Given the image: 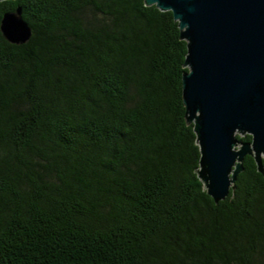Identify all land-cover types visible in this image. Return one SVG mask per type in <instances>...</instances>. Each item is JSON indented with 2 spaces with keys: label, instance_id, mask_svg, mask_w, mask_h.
I'll use <instances>...</instances> for the list:
<instances>
[{
  "label": "trees",
  "instance_id": "obj_1",
  "mask_svg": "<svg viewBox=\"0 0 264 264\" xmlns=\"http://www.w3.org/2000/svg\"><path fill=\"white\" fill-rule=\"evenodd\" d=\"M17 6L31 36L0 31V264H264L253 157L218 202L197 176L171 11L1 0L0 18Z\"/></svg>",
  "mask_w": 264,
  "mask_h": 264
},
{
  "label": "water",
  "instance_id": "obj_2",
  "mask_svg": "<svg viewBox=\"0 0 264 264\" xmlns=\"http://www.w3.org/2000/svg\"><path fill=\"white\" fill-rule=\"evenodd\" d=\"M143 1L170 10L186 41L184 118L198 145L197 176L218 202L234 190L245 155L264 174V0ZM0 31L15 44L30 38L20 6L2 13ZM245 134L250 140L237 137Z\"/></svg>",
  "mask_w": 264,
  "mask_h": 264
}]
</instances>
